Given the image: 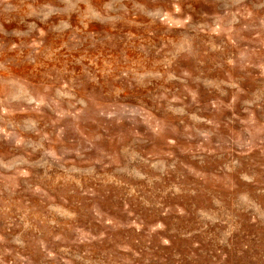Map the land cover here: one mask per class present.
Returning a JSON list of instances; mask_svg holds the SVG:
<instances>
[{
    "label": "rangeland",
    "instance_id": "obj_1",
    "mask_svg": "<svg viewBox=\"0 0 264 264\" xmlns=\"http://www.w3.org/2000/svg\"><path fill=\"white\" fill-rule=\"evenodd\" d=\"M0 264H264V0H0Z\"/></svg>",
    "mask_w": 264,
    "mask_h": 264
}]
</instances>
